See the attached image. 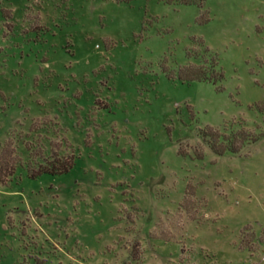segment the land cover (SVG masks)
Listing matches in <instances>:
<instances>
[{
    "label": "rangeland",
    "instance_id": "374dc122",
    "mask_svg": "<svg viewBox=\"0 0 264 264\" xmlns=\"http://www.w3.org/2000/svg\"><path fill=\"white\" fill-rule=\"evenodd\" d=\"M189 1L0 0V264H264V0Z\"/></svg>",
    "mask_w": 264,
    "mask_h": 264
},
{
    "label": "trees",
    "instance_id": "16d2710c",
    "mask_svg": "<svg viewBox=\"0 0 264 264\" xmlns=\"http://www.w3.org/2000/svg\"><path fill=\"white\" fill-rule=\"evenodd\" d=\"M185 3L189 4L191 3L189 0H185ZM192 79H196L198 81H213V82H218L221 81L223 79V75L221 73H217L215 74L213 77H208L205 67H200L198 69H196V76H194ZM211 148L218 152L219 155L224 154V150H218L215 149V146L212 145ZM235 152V151H233ZM57 159H55L56 161ZM58 161V160H57ZM70 169L69 164L65 162V164L61 165L60 168L56 169V168H41L39 170V173H51V174H63L68 172V170ZM34 175H32L33 177Z\"/></svg>",
    "mask_w": 264,
    "mask_h": 264
}]
</instances>
